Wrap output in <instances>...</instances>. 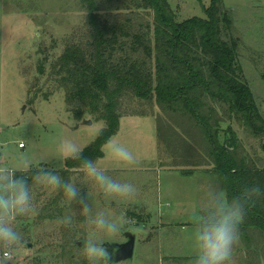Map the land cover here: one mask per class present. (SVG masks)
I'll return each instance as SVG.
<instances>
[{"label":"rangeland","instance_id":"374dc122","mask_svg":"<svg viewBox=\"0 0 264 264\" xmlns=\"http://www.w3.org/2000/svg\"><path fill=\"white\" fill-rule=\"evenodd\" d=\"M168 1L178 21L205 17L204 6L210 3V0ZM223 3L233 18L227 38L238 41V60L264 116V0H223ZM84 22L85 11L78 0H0V156L6 158L9 167H19L26 158L31 166L21 169L24 171L63 169L65 159L58 155V145L71 139L84 149L105 126L104 120L90 113L80 118L78 104H69L64 89L48 74L40 75L37 70L39 61L45 57L49 67ZM140 110L150 111L151 105L137 100L129 102L118 133L110 139L126 145L140 163L137 166L116 163L105 146V156L96 161L117 181L133 183L137 188L134 196L107 198L82 169L70 175V181L87 197L94 212L121 218L120 234L107 236L94 232L80 214V206L69 205L63 193L61 199L50 205L60 190L37 183L30 189V212L17 217L13 225L21 234L22 243L11 264H69L61 248H54L69 236L79 245L73 248L75 258L86 261L82 242L89 235L95 234L104 244L121 243L127 240L126 231L136 234L134 257L109 264H193L190 259L196 255L193 241L196 218L213 202L211 184L214 202L216 194L222 197L223 189L216 176L209 178L203 171L184 175L183 170L199 168L193 167V160L182 156L177 146L175 152L161 144L156 116L128 114ZM86 120L92 123L86 124ZM235 127L252 160L258 165L264 163L259 139L239 125ZM133 213L139 216H132ZM67 215L73 216L72 223L61 224L59 220ZM254 239L250 241L253 245ZM244 244L240 235L232 264L248 263V247Z\"/></svg>","mask_w":264,"mask_h":264},{"label":"trees","instance_id":"16d2710c","mask_svg":"<svg viewBox=\"0 0 264 264\" xmlns=\"http://www.w3.org/2000/svg\"><path fill=\"white\" fill-rule=\"evenodd\" d=\"M78 1L84 24L49 67L45 57L37 70L64 89L69 104H78L80 118L90 113L105 126L83 149L81 159H65L63 169H44L70 181L83 158L96 162L104 157L103 148L118 133L124 109L137 100L151 110L128 114L156 116L161 144L174 151L177 146L193 167H207L229 199L246 186L259 184L264 192V163L252 160L235 127L259 139L264 153V116L238 60V41L227 38L233 18L223 0H210L205 17L184 21H178L168 0ZM38 169L16 175L25 176L31 189ZM59 190L50 205L61 199ZM239 228L248 247L247 264H261L264 194L246 205ZM65 238L54 248H61L69 264H88L75 258L73 248L79 245L73 237Z\"/></svg>","mask_w":264,"mask_h":264},{"label":"clouds","instance_id":"9594fccd","mask_svg":"<svg viewBox=\"0 0 264 264\" xmlns=\"http://www.w3.org/2000/svg\"><path fill=\"white\" fill-rule=\"evenodd\" d=\"M108 156L116 163L137 166L140 162L134 153L124 144L109 140L106 145ZM58 155L63 159H81L83 148L75 141L65 139L58 145ZM31 162L23 159L19 167L7 165L6 158L0 156V264H11L15 251L21 246V234L13 226L17 217L27 215L31 208V192L25 176L16 172L28 169ZM86 177L95 181L107 198L128 199L134 196L137 188L133 183L120 182L106 174L97 163L83 158L80 165ZM33 181L52 189H62L69 205L80 206V214L94 232L107 236L120 234L122 222L120 217L110 216L105 212L93 210L87 197L81 194L75 182L65 181L58 173L44 168L37 170ZM262 192L259 184L246 186L236 196L228 198L222 191V197L196 218L193 232L196 255L193 264H232L234 246L240 240V224L246 214V205L258 198ZM72 215L59 220L61 224L70 225ZM104 240L95 234L89 235L83 242V254L89 264H109L110 253L103 246ZM261 264H264L262 259Z\"/></svg>","mask_w":264,"mask_h":264},{"label":"water","instance_id":"95a60500","mask_svg":"<svg viewBox=\"0 0 264 264\" xmlns=\"http://www.w3.org/2000/svg\"><path fill=\"white\" fill-rule=\"evenodd\" d=\"M86 124H91V120H86ZM125 236L127 240L125 242H106L104 244L106 250L110 253L109 262H120L134 257L136 246V234L132 231H126Z\"/></svg>","mask_w":264,"mask_h":264},{"label":"crops","instance_id":"0c3cea01","mask_svg":"<svg viewBox=\"0 0 264 264\" xmlns=\"http://www.w3.org/2000/svg\"><path fill=\"white\" fill-rule=\"evenodd\" d=\"M188 171V172H187ZM183 170L182 171V173L184 174V175H192L194 172H196V171H203L205 174H208L210 177L209 178H213V174L212 173H210L209 172V170H207V169H204V168H199V169H197V170H194V171H189V170ZM211 186L213 187V192H211V194H212V197H211V200H213V202L212 203H210V207H211V205L214 207V204H215V202H214V195H215V191H214V186L211 184ZM217 196H216V201H218L220 198H221V196H219L218 194H216Z\"/></svg>","mask_w":264,"mask_h":264},{"label":"built area","instance_id":"2783aa9c","mask_svg":"<svg viewBox=\"0 0 264 264\" xmlns=\"http://www.w3.org/2000/svg\"><path fill=\"white\" fill-rule=\"evenodd\" d=\"M19 145H20L21 147H24V143H20Z\"/></svg>","mask_w":264,"mask_h":264}]
</instances>
